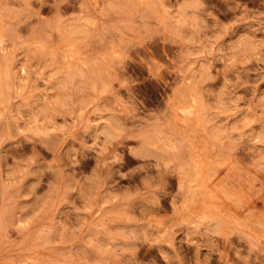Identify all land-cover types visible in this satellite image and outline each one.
<instances>
[{"label":"rangeland","instance_id":"rangeland-1","mask_svg":"<svg viewBox=\"0 0 264 264\" xmlns=\"http://www.w3.org/2000/svg\"><path fill=\"white\" fill-rule=\"evenodd\" d=\"M0 31V264H264L261 0H0ZM122 143L157 168L113 190Z\"/></svg>","mask_w":264,"mask_h":264},{"label":"clouds","instance_id":"clouds-1","mask_svg":"<svg viewBox=\"0 0 264 264\" xmlns=\"http://www.w3.org/2000/svg\"><path fill=\"white\" fill-rule=\"evenodd\" d=\"M62 3L69 5V7L74 6L75 0H61ZM264 3V0H261ZM137 103V108L133 113L136 117L135 120L131 121V129H134L136 124L141 120L148 118L150 112L155 110L163 109L166 106V92L159 91L156 92L154 96L147 99L140 98ZM130 129V130H131ZM117 136L122 134V130H115ZM126 139L131 140L134 137L129 136ZM107 147H111L108 145ZM119 151H113L110 153V159L107 161L108 164L112 165L108 169V183L113 190L118 188H133L139 182L140 174L145 170H152L157 168V161L155 156H147L143 160H137L132 156L129 151L128 144H120L117 146ZM149 148L152 147L151 144L148 145ZM160 169H163L161 164ZM161 173L158 171L157 175ZM135 220H129V223H135Z\"/></svg>","mask_w":264,"mask_h":264},{"label":"bare ground","instance_id":"bare-ground-1","mask_svg":"<svg viewBox=\"0 0 264 264\" xmlns=\"http://www.w3.org/2000/svg\"><path fill=\"white\" fill-rule=\"evenodd\" d=\"M173 18L179 23L180 22V20H181V17H180V14H176V15H174L173 16ZM174 21V20H173ZM8 36V35H7ZM5 40H6V36H5V34H3V33H1V31H0V43L1 44H4V42H5ZM1 46V45H0ZM2 47V46H1ZM65 56H68L67 54H64ZM63 55V56H64ZM62 56V55H61ZM60 56V57H61ZM82 57V56H81ZM64 65H65V67L68 69H70L71 67V63H70V61H69V59H67V61L64 63ZM64 67V66H63ZM27 66H26V64H21V70H23L24 72L25 71H27ZM21 91V86H18L17 87V93L18 92H20ZM56 106L57 107V105L56 104H54L53 103V106ZM60 105H61V103H60ZM59 105V106H60ZM41 111V110H40ZM183 113H184V120L186 121V120H188V121H191V122H197V121H199V119H200V117H199V115H198V111H197V109H196V106H192V105H189V106H184L183 107ZM36 115H38V114H36ZM40 118V117H39ZM44 119V118H43ZM40 120V119H39ZM183 120V121H184ZM43 122H44V120H43ZM40 124V123H39ZM195 123H193V125H194ZM184 125V124H183ZM165 144V146L167 145L168 147L170 146V144H169V142H165L164 143ZM194 182V181H193Z\"/></svg>","mask_w":264,"mask_h":264}]
</instances>
